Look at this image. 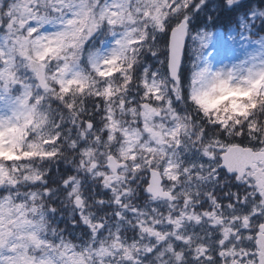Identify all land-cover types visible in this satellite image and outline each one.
Returning <instances> with one entry per match:
<instances>
[{
	"label": "rangeland",
	"instance_id": "374dc122",
	"mask_svg": "<svg viewBox=\"0 0 264 264\" xmlns=\"http://www.w3.org/2000/svg\"><path fill=\"white\" fill-rule=\"evenodd\" d=\"M216 1L0 0V154H12L17 120L30 113L38 89L44 97L55 88L68 91L101 81L106 103L100 107L99 126L88 125L98 148L83 138L85 133L72 142L84 151L81 166L101 180L111 206L117 207L115 221L94 214L88 210L81 177L67 178L65 197L72 198L70 213L86 228V245L76 248L67 237L53 245L44 238L45 209L38 206L41 195L48 193L46 171L29 163L12 162L7 167L0 162V264H132L130 250L132 257L138 256L136 262L141 259L145 251L139 247L136 254L135 242L127 237L142 234L138 227L144 224L145 212L127 206V175L137 172L144 177L161 162L172 175L175 145H181L176 156H183L199 132L173 106L180 102L184 85L172 82L167 92L161 86L164 56L158 51V38L169 22L184 17L189 21L185 55L189 99L203 107L224 101L220 106L233 109L240 100L242 106L234 113L238 110L242 116L236 117L257 123L250 117L260 114L264 105L247 109L254 100L264 99V12L248 10L226 31L195 25L200 17L209 18L218 3L237 12L238 6L232 4L239 0ZM133 46L143 47L138 52L146 48L136 68L138 102L129 93H119L110 102L112 77L122 74L120 66ZM31 58L45 65L44 90L28 67ZM110 154L127 166L111 174L100 165ZM117 242L128 246L121 248ZM146 259L144 264H156L151 256Z\"/></svg>",
	"mask_w": 264,
	"mask_h": 264
},
{
	"label": "flooded vegetation",
	"instance_id": "af4514ba",
	"mask_svg": "<svg viewBox=\"0 0 264 264\" xmlns=\"http://www.w3.org/2000/svg\"><path fill=\"white\" fill-rule=\"evenodd\" d=\"M238 2L264 12V0ZM203 143L174 155L170 176L158 163L163 195L148 193V179L127 189V206L145 212L142 234L127 237L145 251L136 262L130 250L132 264H264V124L226 125L223 141Z\"/></svg>",
	"mask_w": 264,
	"mask_h": 264
},
{
	"label": "trees",
	"instance_id": "16d2710c",
	"mask_svg": "<svg viewBox=\"0 0 264 264\" xmlns=\"http://www.w3.org/2000/svg\"><path fill=\"white\" fill-rule=\"evenodd\" d=\"M240 7L242 5L237 10ZM245 8L248 9L249 6ZM209 15V18L207 16L200 17L195 25L208 30L226 31L237 25L239 18L235 12L225 10L222 3H218L216 10L210 12ZM196 16L197 14H194V18ZM173 24L170 22L166 24L164 32L158 38L159 49H157L158 51L161 50L164 56L161 86L166 92L168 85L172 83L166 70V54L168 31ZM147 31H150V28H147ZM140 48L143 47L133 46V49L128 53V59L126 57V62L120 66L122 74H120V71L112 77L115 85L108 94L110 102H113L119 93H129L134 97V103L138 102L134 90L139 82L136 68L141 62L142 53L146 49L138 52ZM186 52L187 48L185 49L179 74V83L184 86L180 95V102L173 106L176 111L182 114L189 125L194 129H199L198 134L190 140L204 141L211 134L221 138L223 132L221 126L223 124L239 122V117H236V115H239L238 110L237 113H234V109L238 108L240 100L232 104L233 109L231 106H220L226 103L224 101L218 102L216 107H203L189 99V89H187L189 83L185 84L187 73V66L185 65ZM147 56H149L148 53ZM37 91L39 98L30 113L24 119L17 120L16 129L13 131L16 142L12 147V154L9 157L0 154V162L7 167H10L12 162L16 164L29 163L46 171L45 178L48 182V193L47 196L41 195L38 202V206H43L45 209L43 210V220L47 223L48 234L44 238L55 245L59 238L67 237L76 248H82L84 244L86 245L87 231L77 219V215L70 213L73 202L71 197H65L64 181L71 176L81 177V188L85 192L88 210L94 214L113 220L117 210V207L111 206L112 202L106 196L107 190L103 188L101 180L92 177L88 170L81 166L84 151L79 145L72 142L81 139L80 134L85 133L83 138L95 145L96 149L98 148L93 142L94 138H92V132L91 129L89 130L88 125L97 126V119L101 111L100 107L106 103V93L102 88V82L98 80L68 91L55 88L54 92L44 97L42 96L43 91L39 89ZM261 105H264L263 98L257 101L254 100V105L248 107L247 111L257 109ZM254 112L257 113L258 110ZM263 114L264 110L257 116L250 118H253V121L257 120L256 124H264ZM239 116L241 118L242 115ZM100 165L104 166V162L101 161ZM135 177L136 181L128 176L124 186L141 188L142 176L137 174ZM29 187L33 189L34 185L28 184L27 188Z\"/></svg>",
	"mask_w": 264,
	"mask_h": 264
},
{
	"label": "water",
	"instance_id": "95a60500",
	"mask_svg": "<svg viewBox=\"0 0 264 264\" xmlns=\"http://www.w3.org/2000/svg\"><path fill=\"white\" fill-rule=\"evenodd\" d=\"M187 25V20L182 19L169 32L167 69L170 79L175 82L178 80L182 54L187 40ZM29 67L35 71L36 79L40 87L44 89L46 87L44 64L39 60L30 59ZM106 166H108L112 172H116L124 166V163L117 162L115 158L111 156L108 158ZM150 174L151 176L148 191L154 196H158L160 194L163 195L160 191V178L157 171L151 170Z\"/></svg>",
	"mask_w": 264,
	"mask_h": 264
}]
</instances>
